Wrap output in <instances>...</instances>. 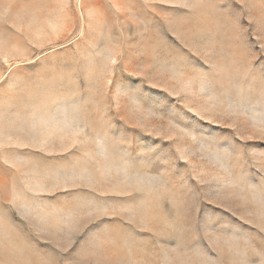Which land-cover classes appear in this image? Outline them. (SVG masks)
<instances>
[{"label": "rangeland", "instance_id": "1", "mask_svg": "<svg viewBox=\"0 0 264 264\" xmlns=\"http://www.w3.org/2000/svg\"><path fill=\"white\" fill-rule=\"evenodd\" d=\"M0 264H264V0H0Z\"/></svg>", "mask_w": 264, "mask_h": 264}]
</instances>
